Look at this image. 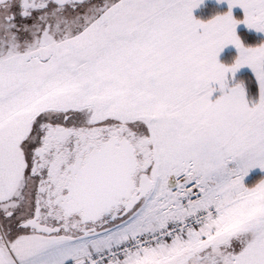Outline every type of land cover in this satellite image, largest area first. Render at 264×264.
Segmentation results:
<instances>
[{
	"label": "snow or ice",
	"instance_id": "1",
	"mask_svg": "<svg viewBox=\"0 0 264 264\" xmlns=\"http://www.w3.org/2000/svg\"><path fill=\"white\" fill-rule=\"evenodd\" d=\"M203 3L0 0V264H264V0Z\"/></svg>",
	"mask_w": 264,
	"mask_h": 264
},
{
	"label": "trees",
	"instance_id": "2",
	"mask_svg": "<svg viewBox=\"0 0 264 264\" xmlns=\"http://www.w3.org/2000/svg\"><path fill=\"white\" fill-rule=\"evenodd\" d=\"M226 9L223 8H218L216 5H207L205 8H202L199 12H197L195 15L199 18L202 19H207L208 17H210L211 15H213L215 12H223ZM245 39L246 42H255L259 39H263V37L257 36L253 33L247 32V31H240V33ZM231 54H235V51H230ZM222 58H226V55H224ZM261 176H264V173H260V174H256L251 176V178L249 179V181L247 183L251 184L253 182H255V180L259 179Z\"/></svg>",
	"mask_w": 264,
	"mask_h": 264
},
{
	"label": "rangeland",
	"instance_id": "3",
	"mask_svg": "<svg viewBox=\"0 0 264 264\" xmlns=\"http://www.w3.org/2000/svg\"><path fill=\"white\" fill-rule=\"evenodd\" d=\"M218 4H220V5H218ZM207 5H216L218 8H223L224 7L226 10H227V7H228V5L226 3V0H224V2H221V3H218L217 0H204V3L199 8L194 10V15L197 12H199L202 8H205ZM240 12L243 13V10L240 9L238 6L233 8V14L237 18L242 17V16H239ZM237 30H238V33H240V31L244 30V31L253 33V34L257 35V36L264 37V34L260 35L258 33H255L254 30L247 29L245 25H239ZM232 51H235V49H233ZM241 71H248V69H242Z\"/></svg>",
	"mask_w": 264,
	"mask_h": 264
},
{
	"label": "crops",
	"instance_id": "4",
	"mask_svg": "<svg viewBox=\"0 0 264 264\" xmlns=\"http://www.w3.org/2000/svg\"><path fill=\"white\" fill-rule=\"evenodd\" d=\"M218 5H220V4H218ZM242 14L243 13H239V16H242ZM261 35V34H260ZM263 39H264V37H263ZM234 48L232 47V46H229V48H228V52H230V51H232ZM224 56V55H223ZM222 56V57H223ZM260 173H264V172H262L260 169H253L251 172H250V174H249V176L248 177H246L245 178V182L247 183L248 181H249V179L251 178V176H253V175H256V174H260Z\"/></svg>",
	"mask_w": 264,
	"mask_h": 264
}]
</instances>
